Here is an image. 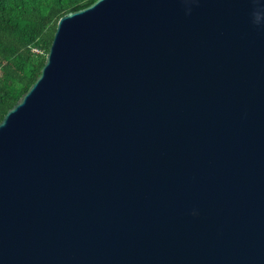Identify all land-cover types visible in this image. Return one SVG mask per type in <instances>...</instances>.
I'll list each match as a JSON object with an SVG mask.
<instances>
[{
	"label": "water",
	"instance_id": "water-1",
	"mask_svg": "<svg viewBox=\"0 0 264 264\" xmlns=\"http://www.w3.org/2000/svg\"><path fill=\"white\" fill-rule=\"evenodd\" d=\"M0 264H264V0H95L0 121Z\"/></svg>",
	"mask_w": 264,
	"mask_h": 264
},
{
	"label": "trees",
	"instance_id": "trees-1",
	"mask_svg": "<svg viewBox=\"0 0 264 264\" xmlns=\"http://www.w3.org/2000/svg\"><path fill=\"white\" fill-rule=\"evenodd\" d=\"M95 0H0V121L40 74L58 20Z\"/></svg>",
	"mask_w": 264,
	"mask_h": 264
}]
</instances>
